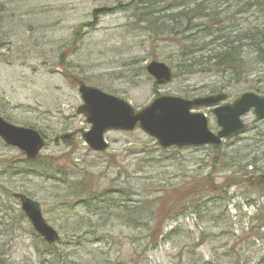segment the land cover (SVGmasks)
Returning a JSON list of instances; mask_svg holds the SVG:
<instances>
[{
  "label": "rangeland",
  "instance_id": "1",
  "mask_svg": "<svg viewBox=\"0 0 264 264\" xmlns=\"http://www.w3.org/2000/svg\"><path fill=\"white\" fill-rule=\"evenodd\" d=\"M255 2L0 0V118L45 141L32 162L0 140V264H264V119L248 112L218 148L162 149L136 128L107 132L95 153L76 114L80 83L135 112L160 96L264 97V62L247 45L239 78L181 69L185 47L205 58L220 36L262 28ZM152 61L171 69L167 83L147 74ZM211 109L191 112L215 134ZM17 196L38 204L57 242L36 235Z\"/></svg>",
  "mask_w": 264,
  "mask_h": 264
},
{
  "label": "water",
  "instance_id": "2",
  "mask_svg": "<svg viewBox=\"0 0 264 264\" xmlns=\"http://www.w3.org/2000/svg\"><path fill=\"white\" fill-rule=\"evenodd\" d=\"M146 72L157 85L167 83L172 75L167 65L156 61L146 66ZM77 91L82 104L76 109V114L83 116L90 126L82 134V139L95 153L107 150L104 136L109 131L132 132L139 128L154 138L162 149L219 147L223 140L244 130L242 117L251 109L257 120L264 119V97L252 93H244L231 104L222 105L226 100L223 94L194 100L160 96L135 112L126 101L96 88L80 83ZM198 107H213L212 114L219 127L216 134L209 131L204 115L191 112V109ZM0 139L6 146L17 149L29 161L36 160L44 147V140L35 130L11 125L1 118ZM17 198L34 232L49 245L57 242L59 236L45 223L38 204L23 196Z\"/></svg>",
  "mask_w": 264,
  "mask_h": 264
},
{
  "label": "trees",
  "instance_id": "3",
  "mask_svg": "<svg viewBox=\"0 0 264 264\" xmlns=\"http://www.w3.org/2000/svg\"><path fill=\"white\" fill-rule=\"evenodd\" d=\"M255 5L258 6V9H263L264 0H256ZM195 10V13H198V15L203 14V12H201L200 6H197ZM140 15L142 19L145 17L149 18L151 13L146 12ZM153 21L154 19H151V22ZM209 24L210 26H216L221 24V21L218 20L216 14H213L209 16ZM218 39L222 41L221 45L215 50H209L210 53L205 58L192 57L191 55L193 53L191 51L189 52V50L185 47V53L181 55L182 61H184L181 67V69H183V72L192 73L194 71H200L201 68H205L216 74H230L232 75V77L237 78L247 75L249 67L248 65L244 64V61L241 57V48L245 45L249 47L250 51H253L255 53V56L258 59L264 62V22L262 28L260 29L256 28L255 30H245L244 32H241L233 37L227 36L226 34L220 36V38ZM135 209L139 208L136 207ZM152 246L154 247L155 244H152Z\"/></svg>",
  "mask_w": 264,
  "mask_h": 264
}]
</instances>
